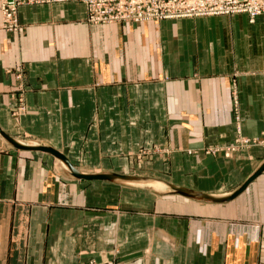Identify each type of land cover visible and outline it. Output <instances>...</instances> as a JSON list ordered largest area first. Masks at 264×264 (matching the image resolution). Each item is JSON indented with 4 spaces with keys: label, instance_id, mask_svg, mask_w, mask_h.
Instances as JSON below:
<instances>
[{
    "label": "crops",
    "instance_id": "obj_1",
    "mask_svg": "<svg viewBox=\"0 0 264 264\" xmlns=\"http://www.w3.org/2000/svg\"><path fill=\"white\" fill-rule=\"evenodd\" d=\"M81 2L0 10V127L80 171L226 194L264 160V18L87 22ZM20 76V77H19ZM141 149L147 158L136 159ZM140 155V154H139ZM264 264V171L236 198L77 179L0 136V264Z\"/></svg>",
    "mask_w": 264,
    "mask_h": 264
},
{
    "label": "built area",
    "instance_id": "obj_2",
    "mask_svg": "<svg viewBox=\"0 0 264 264\" xmlns=\"http://www.w3.org/2000/svg\"><path fill=\"white\" fill-rule=\"evenodd\" d=\"M81 2L86 6L87 19L91 23L148 22L187 19L209 16L247 14L251 21L264 18V0H0L3 27L8 31L19 29V9L24 5ZM264 144V137L239 139L238 145ZM84 264L99 263L90 259Z\"/></svg>",
    "mask_w": 264,
    "mask_h": 264
},
{
    "label": "water",
    "instance_id": "obj_3",
    "mask_svg": "<svg viewBox=\"0 0 264 264\" xmlns=\"http://www.w3.org/2000/svg\"><path fill=\"white\" fill-rule=\"evenodd\" d=\"M0 136L16 149L41 151L56 157L73 177L83 180H100L116 183L126 186H136L151 189L159 193L176 194L185 196L194 200L207 203H225L239 196L248 185L253 182L264 171V160L257 166L255 171L246 179V181L236 190L226 194L205 193L186 187L178 186L161 179L148 178L138 175H127L114 172L86 173L77 169L71 161L60 151L53 147L35 143L32 141L16 139L2 130L0 127Z\"/></svg>",
    "mask_w": 264,
    "mask_h": 264
},
{
    "label": "rangeland",
    "instance_id": "obj_4",
    "mask_svg": "<svg viewBox=\"0 0 264 264\" xmlns=\"http://www.w3.org/2000/svg\"><path fill=\"white\" fill-rule=\"evenodd\" d=\"M23 7V6H22ZM20 9H21V7H20ZM20 9H19V15H18V21H19V29L17 30V31H8V30H6L5 28V30L7 31V32H10V33H16V32H18L20 29H21V27H22V24H21V21H20ZM0 10H1V8H0ZM87 10V9H86ZM1 14H2V12H1ZM86 20H87V22L88 23H90V24H93V25H98V24H96V23H91V22H89L88 21V19H87V17H86ZM119 23H121V22H119ZM99 24H101V23H99ZM20 77V76H19ZM235 145V142H234V144H232V146H234ZM255 145V144H254ZM256 145H264V144H256ZM231 146V147H232ZM246 147V146H245ZM140 154V155H139ZM147 155H149V152L148 151H145V149H141L140 151H139V153H138V155L137 156H135L136 157V159H144V158H147Z\"/></svg>",
    "mask_w": 264,
    "mask_h": 264
}]
</instances>
